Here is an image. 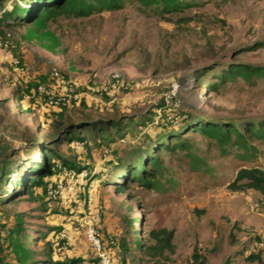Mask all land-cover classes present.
<instances>
[{"label":"rangeland","instance_id":"obj_1","mask_svg":"<svg viewBox=\"0 0 264 264\" xmlns=\"http://www.w3.org/2000/svg\"><path fill=\"white\" fill-rule=\"evenodd\" d=\"M35 2L0 0V153L11 163L0 250L13 233L23 263L99 264L92 225L112 264H191L195 252L204 264H264V197L228 189L240 169H264V0H76L79 11L14 25ZM85 117L118 124L50 144L52 174L19 196L15 173L27 176L60 123ZM160 228L174 232V254L150 260L143 246Z\"/></svg>","mask_w":264,"mask_h":264},{"label":"trees","instance_id":"obj_2","mask_svg":"<svg viewBox=\"0 0 264 264\" xmlns=\"http://www.w3.org/2000/svg\"><path fill=\"white\" fill-rule=\"evenodd\" d=\"M120 0H97L101 5L113 6L114 2ZM37 10L31 14V8L23 9L21 11H16L11 16L14 20V25L19 26H28L36 21H45L50 15L57 14V12L64 11H79V3L76 0H36ZM89 7V6H88ZM86 10H89V8ZM30 12V13H29ZM33 97V93L32 96ZM23 99H20L19 103L22 102ZM28 100V99H27ZM113 122V121H112ZM108 119L100 120L98 118L91 119L89 117H85L83 119H77L72 122H63L60 123L54 137L50 138L48 141H44V146L39 147V151L44 152L40 155V160L35 161L33 165L28 170V174L21 175L19 173L16 177V186L19 187L16 190V193L20 195L27 194L28 190L38 187L41 184V180L47 176L52 174L53 163L51 161V157L56 154V150L52 147V145L56 142L62 141L65 139L67 144H72L73 140L77 138L78 132L89 130V132L95 136L100 132L105 134L108 128L112 125L114 127L117 126V121L112 123ZM117 133L122 132L118 127L116 129ZM219 132L215 131L214 136H218ZM61 137H64L61 139ZM52 144V145H50ZM64 166H68L67 162H63ZM11 163L10 158L8 157L7 150L4 149L2 153H0V182L4 177H6V171L10 170ZM15 172V171H12ZM228 189L231 191H242L246 189H252L259 192L264 197V169L251 167V168H242L240 169L234 179L228 184ZM123 193L124 191H119ZM20 222L17 223L16 228L14 229V234L20 235L23 232V226L21 223V219H18ZM24 233H22L23 235ZM12 235L7 238L8 243L6 247L8 248V252H11L16 256L17 261L15 264H39L38 262H30L23 263L24 260H28L25 258L23 250L13 241L10 243L12 239ZM27 238V236L24 235ZM149 243L144 247V255L146 258L153 259H165V253L174 254V245L173 238L174 232L172 230H166L165 228L160 229H152L148 233ZM122 250H126L124 245H121ZM124 253V252H123ZM250 258H257L254 255H250ZM192 263L191 264H204L205 259L198 253L192 254ZM82 261L81 258H72L66 259L58 262H54V264H79ZM113 261V260H112ZM30 262V263H29ZM44 264V263H43ZM48 264V263H45Z\"/></svg>","mask_w":264,"mask_h":264},{"label":"built area","instance_id":"obj_3","mask_svg":"<svg viewBox=\"0 0 264 264\" xmlns=\"http://www.w3.org/2000/svg\"><path fill=\"white\" fill-rule=\"evenodd\" d=\"M55 76H57V73H54ZM72 87V86H69ZM44 89L41 87H38V91L42 92ZM72 90V89H71ZM74 97L76 98V95H74ZM26 99H29V97H26ZM71 173V172H70ZM50 192V191H49ZM51 194V192H50ZM86 238L87 240L93 245V247L96 248L97 252H98V256L100 258V263L99 264H112V258L109 256H106V254L104 252H102L101 250V245H100V238H99V234L96 231V229H94V227L92 225H88L87 230L85 232ZM259 249L264 247V242L263 241H259L256 245ZM0 264H7L5 261H1L0 260ZM80 264H87V263H80Z\"/></svg>","mask_w":264,"mask_h":264},{"label":"crops","instance_id":"obj_4","mask_svg":"<svg viewBox=\"0 0 264 264\" xmlns=\"http://www.w3.org/2000/svg\"><path fill=\"white\" fill-rule=\"evenodd\" d=\"M5 247H6V245H5ZM4 252H8V250L7 249H3V248H1V250H0V254H3Z\"/></svg>","mask_w":264,"mask_h":264}]
</instances>
